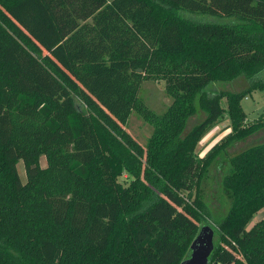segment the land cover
Here are the masks:
<instances>
[{
  "label": "trees",
  "instance_id": "16d2710c",
  "mask_svg": "<svg viewBox=\"0 0 264 264\" xmlns=\"http://www.w3.org/2000/svg\"><path fill=\"white\" fill-rule=\"evenodd\" d=\"M263 76L264 0H0V264H181L204 223L208 264H264V217L247 227L264 208V141L229 150L264 128L242 105ZM239 77V91L216 84ZM148 79L165 81L163 112L140 97ZM133 112L153 127L145 145ZM223 161L217 217L202 182Z\"/></svg>",
  "mask_w": 264,
  "mask_h": 264
},
{
  "label": "rangeland",
  "instance_id": "374dc122",
  "mask_svg": "<svg viewBox=\"0 0 264 264\" xmlns=\"http://www.w3.org/2000/svg\"><path fill=\"white\" fill-rule=\"evenodd\" d=\"M179 13L183 17L191 18L196 21H212L225 23L227 22V20H229L230 22L236 20V18L229 19L228 17H217L208 14L192 13L186 10H180ZM216 84L219 89L239 91L249 85V80L245 77H239L233 81H218L216 82ZM140 97L146 102L149 107H151L156 112H163L172 101L165 92L164 80H145L142 84ZM242 105L247 112L248 121H252L253 119L258 118L262 113H264V90L255 89L248 93L246 97L243 98ZM203 115L204 114L201 113L200 115L192 116L189 120L188 128H190L194 123H197L203 117ZM229 122L230 120L226 117L223 121L217 124L207 135L203 137L197 149L201 156L204 155L210 147L220 141V139L230 131V128L227 127L229 125ZM126 129L142 145H145L152 133L153 127L149 122L144 120L136 112H133L129 118ZM261 141H264V128L241 138L233 147H230L229 150L230 152L235 153L256 142L258 143ZM40 164L42 167H46L47 160L45 156H41ZM18 169L22 181L25 182L27 180L26 168L22 160L18 164ZM229 169L230 166L226 161L213 165L210 170H208L202 182V192L204 195V199L209 211L213 216L219 217L220 215L228 211L230 199L227 191L223 188L221 183L224 175L229 171ZM127 175V172H124V175L120 177L119 180L126 183V181H128V179L125 180ZM263 217L264 208L254 215L253 219L249 222L247 227L251 228L256 221L260 220ZM208 219L209 221H212L210 217ZM205 224L206 223L201 224V226ZM216 238L217 236L215 234V241Z\"/></svg>",
  "mask_w": 264,
  "mask_h": 264
},
{
  "label": "water",
  "instance_id": "95a60500",
  "mask_svg": "<svg viewBox=\"0 0 264 264\" xmlns=\"http://www.w3.org/2000/svg\"><path fill=\"white\" fill-rule=\"evenodd\" d=\"M215 231L212 226L205 224L191 244L189 256L181 264H208L215 248Z\"/></svg>",
  "mask_w": 264,
  "mask_h": 264
}]
</instances>
